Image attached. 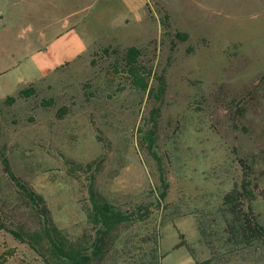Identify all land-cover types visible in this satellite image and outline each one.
<instances>
[{
    "label": "rangeland",
    "instance_id": "374dc122",
    "mask_svg": "<svg viewBox=\"0 0 264 264\" xmlns=\"http://www.w3.org/2000/svg\"><path fill=\"white\" fill-rule=\"evenodd\" d=\"M13 1L0 0V50L3 32H17L20 43L35 32L30 1L19 0L17 20ZM60 14L59 39L115 37L120 48L144 49L146 71L167 68L157 151L169 190L159 204V169L140 135L154 100L114 55L73 65L51 85H36L35 96L0 105V149L44 196L53 223L69 239L89 241L93 186L130 214L95 264H264V244L235 236L218 214L244 159L264 221V0H69ZM175 31L188 39L172 45ZM4 67L0 60V73ZM50 97L53 106L40 105ZM61 106L67 112L58 117ZM67 158L93 165L72 171ZM41 222L0 160V264H55L10 231L41 230Z\"/></svg>",
    "mask_w": 264,
    "mask_h": 264
},
{
    "label": "trees",
    "instance_id": "16d2710c",
    "mask_svg": "<svg viewBox=\"0 0 264 264\" xmlns=\"http://www.w3.org/2000/svg\"><path fill=\"white\" fill-rule=\"evenodd\" d=\"M161 24L165 27L170 26L168 21L166 22L165 20H162ZM166 32L170 33L171 30L167 29ZM173 33L172 45H174L175 39L179 41L188 39L186 32L175 31ZM170 49L173 50V47ZM143 52L144 49L137 46L126 48L101 47L93 52L90 64L95 65L98 59L104 60L114 55L115 63L121 64L122 68L130 73L131 79L138 88L146 92L147 101L154 100L148 118L152 124L147 129L141 126L140 135L159 169L157 199L160 204L166 200L169 190V182L162 168L163 156L157 151L158 115L167 90V68L164 67L161 73H156L152 68H148V71H146L143 64H141ZM35 91L36 85L31 83L19 88L15 94L0 99V105H12L18 98L27 99L33 97L35 96ZM40 105L43 107L53 106L54 100L51 97L42 99ZM66 112V107L61 106L57 110V116L62 117ZM0 160L3 171L18 186L25 203L29 204L31 209L36 211V216L42 220L41 230L32 231L22 226L18 229L10 230L17 239L27 242L34 249L43 253L45 258L53 260L55 264H95V262L103 259L113 232L118 226L130 219L129 212L122 210L91 186L89 188L90 205L87 209V221L91 225L93 232L89 241H84L82 238L71 240L63 230L53 223L51 210L47 206L44 196L31 189L15 175L10 160L2 149H0ZM65 161L72 171L79 169L87 171L93 165V161L85 164L77 163L68 158ZM240 165L242 168L240 182L224 192L221 197L218 214L223 218L225 226L235 236L238 235L246 242L264 244V221L260 219V215L256 212L257 195L252 188H249L251 184L250 175L253 173L252 166L244 159L240 160ZM179 246H181L180 243L175 247ZM207 262L208 259L197 262V264H206Z\"/></svg>",
    "mask_w": 264,
    "mask_h": 264
},
{
    "label": "crops",
    "instance_id": "0c3cea01",
    "mask_svg": "<svg viewBox=\"0 0 264 264\" xmlns=\"http://www.w3.org/2000/svg\"><path fill=\"white\" fill-rule=\"evenodd\" d=\"M29 1L31 24L35 32L25 43H20L18 40L20 34L17 32L9 30L10 32L1 34L5 43L0 50V60L4 61L5 67L4 71L0 73V99L15 94L19 88L31 83L43 86L51 85L58 77L66 76L65 70L73 65L79 69L88 65L93 52L98 48L123 45V42H118L115 37L113 38L114 42L107 40V43H102L98 38L91 39L89 42L85 40L84 43L80 42L79 38L59 39L61 31L64 29L63 16L60 13L68 5L69 0ZM18 3L19 0L13 1L11 14L16 20L21 18L17 7ZM4 18V11H0V20ZM84 55H87V58L81 60Z\"/></svg>",
    "mask_w": 264,
    "mask_h": 264
}]
</instances>
